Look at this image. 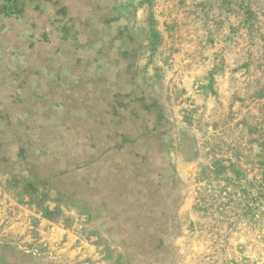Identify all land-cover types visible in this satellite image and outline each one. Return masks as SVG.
I'll list each match as a JSON object with an SVG mask.
<instances>
[{
    "label": "rangeland",
    "instance_id": "obj_1",
    "mask_svg": "<svg viewBox=\"0 0 264 264\" xmlns=\"http://www.w3.org/2000/svg\"><path fill=\"white\" fill-rule=\"evenodd\" d=\"M156 1L49 0L20 20L0 17V264H264V185H251V234L234 237L221 225L248 207L230 202L236 188L201 184L200 171L184 176L193 148L169 87L174 62L163 42L150 51ZM46 30L49 42L40 41ZM12 176L52 180L38 186L52 200L77 190L103 219L62 205L48 221L67 230L50 242L63 260L27 255L20 244L43 239L12 233L21 221L13 202L29 204Z\"/></svg>",
    "mask_w": 264,
    "mask_h": 264
},
{
    "label": "crops",
    "instance_id": "obj_2",
    "mask_svg": "<svg viewBox=\"0 0 264 264\" xmlns=\"http://www.w3.org/2000/svg\"><path fill=\"white\" fill-rule=\"evenodd\" d=\"M257 1H156V29L174 62L173 103L181 111L185 142L193 148L183 155L184 176L200 171L201 184L236 188L237 198L230 202L248 205L234 214L242 223L233 216L231 225L227 219L221 225L234 237L251 234V185H264V0ZM252 166L260 173L253 179ZM18 199L13 205L21 221L13 235L26 243L63 240V225ZM32 221L38 227L31 231Z\"/></svg>",
    "mask_w": 264,
    "mask_h": 264
},
{
    "label": "trees",
    "instance_id": "obj_3",
    "mask_svg": "<svg viewBox=\"0 0 264 264\" xmlns=\"http://www.w3.org/2000/svg\"><path fill=\"white\" fill-rule=\"evenodd\" d=\"M49 2V0H0V17L1 19H15V20H20L22 18H24L26 11L33 7L34 3H38V6H36V9H40V7L42 6V4L44 2ZM53 1V0H51ZM63 13H66L65 10L62 8L61 9ZM152 24L150 25V51L151 52H155L157 50V47L159 46V44L161 43V37L160 34L158 32V30L156 29V22H154L153 20ZM13 27V26H11ZM5 26L2 25V27L0 29H4ZM66 31H68L66 29ZM65 31V32H66ZM51 34L50 31H47L42 33L39 32L38 37H41L39 40L43 41V42H49V35ZM35 35L30 36L31 40L35 42L36 38ZM76 38V37H75ZM77 38L75 40V42L77 43ZM148 111H152L150 108H147ZM98 121L100 122H104L103 119H98ZM48 132L54 131L52 126H49V128L46 129ZM146 131L147 132H151V129L146 127ZM53 137H58L59 136H53ZM52 137V138H53ZM61 137H65V136H61ZM56 138V139H58ZM55 139L53 140V143H51L50 145H56L54 143ZM46 146V145H45ZM44 146V147H45ZM115 149H121V147H123V143L121 144H116ZM25 151L24 148H21V150L19 151L20 154V158H23L25 156ZM105 154V153H103ZM74 156L69 157L68 159H66V157H64L65 159V163L68 165L69 163H71V161L73 160ZM25 160H27V157H24ZM23 158V159H24ZM59 159V158H58ZM60 160V159H59ZM30 164V163H29ZM87 166H90V162L87 163ZM31 169V168H30ZM63 173L64 172H69V170H65L63 169ZM71 171V170H70ZM32 172V170H29V173ZM85 179V178H84ZM83 179V180H84ZM264 179V177H263ZM52 180L47 181L45 179H32V178H27V179H23L20 180L18 177L16 176H12V178L9 179V185L14 189V190H19V196H28L29 197V204L34 205L39 211L42 212L43 217L47 220H56L58 219L60 216L62 217L64 215V211L62 210V205L66 207V209H70L73 208L75 210L78 211V214L80 216L83 215H87L89 217V221H92L94 216L93 213H96V215H98V218L101 220L103 219V216H101V214L96 211L94 212L93 208L88 204V202L86 200L80 199L79 197V192L77 190H61L58 189L57 193L58 196L57 198L54 200H52V196H51V192L50 190H40L38 187L39 185H41V188H45V187H50L53 186L51 185ZM76 185V182H74V186ZM79 187V186H78ZM86 192H90L88 188L85 189ZM20 199V198H19ZM49 201H53L56 203V207L54 209H51L48 206V202ZM93 234H95L94 232H92ZM98 235V234H97ZM118 262L120 261V258L117 259Z\"/></svg>",
    "mask_w": 264,
    "mask_h": 264
},
{
    "label": "built area",
    "instance_id": "obj_4",
    "mask_svg": "<svg viewBox=\"0 0 264 264\" xmlns=\"http://www.w3.org/2000/svg\"><path fill=\"white\" fill-rule=\"evenodd\" d=\"M35 243V244H34ZM30 246L25 245L23 243L18 247L23 253L27 255H31L35 258H44L53 262H60L63 260L59 251L54 252L53 250L56 248H52L51 243L47 240H39L35 241Z\"/></svg>",
    "mask_w": 264,
    "mask_h": 264
}]
</instances>
